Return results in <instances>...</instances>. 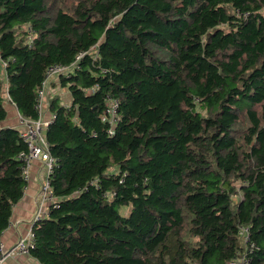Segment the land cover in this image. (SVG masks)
<instances>
[{"label": "trees", "instance_id": "16d2710c", "mask_svg": "<svg viewBox=\"0 0 264 264\" xmlns=\"http://www.w3.org/2000/svg\"><path fill=\"white\" fill-rule=\"evenodd\" d=\"M73 63L71 103L44 98L55 198L28 254L225 264L248 227L264 264V0H0V245L28 183L6 105L38 119L47 69Z\"/></svg>", "mask_w": 264, "mask_h": 264}, {"label": "built area", "instance_id": "2783aa9c", "mask_svg": "<svg viewBox=\"0 0 264 264\" xmlns=\"http://www.w3.org/2000/svg\"><path fill=\"white\" fill-rule=\"evenodd\" d=\"M4 65V62L2 63ZM74 67V63L71 65L54 64L47 69L45 80L42 83V87L38 92V103L35 108L39 112V117L36 120H30L23 118L18 114L19 124L23 127L20 132L21 137L27 143L28 151L22 152L19 158L23 160L25 167V178H28L29 169L34 161H40L43 164L46 172V178L42 181L40 191L38 194L37 208L33 221L38 220L46 215L48 212V205L54 202V194L50 186L49 175L53 171L55 164V157L49 153V144L45 138V131L49 125L50 120L45 118L44 98L46 97L47 83L53 76L61 74H67L71 68ZM108 107L104 112V119L109 120L112 124L115 123L117 116L118 101L109 98ZM239 234L246 244L243 255L233 257L229 262L225 264H249L252 260L250 254L256 248L253 242H250V232L248 227H240ZM34 248V232L30 228L27 234L21 237L15 245L13 252L18 254H28L30 250ZM2 244L0 245V250ZM12 254L9 252L8 254ZM6 256L0 251V262Z\"/></svg>", "mask_w": 264, "mask_h": 264}, {"label": "crops", "instance_id": "0c3cea01", "mask_svg": "<svg viewBox=\"0 0 264 264\" xmlns=\"http://www.w3.org/2000/svg\"><path fill=\"white\" fill-rule=\"evenodd\" d=\"M66 94L69 91L62 87L59 83V77L53 76L47 83L46 97L58 96V94ZM72 97L69 98L68 103H71ZM8 109V117L2 123V126H10L18 128L19 120L17 109L10 105H6ZM50 112H46L45 118L50 120ZM19 124V125H18ZM21 126V125H20ZM23 128V127H21ZM20 130V129H19ZM21 131V130H20ZM46 178V172L43 164L40 161H34L31 164L28 173V183L25 188L22 199L13 207V214L10 219V224L1 236V251L6 255L0 264H38V260L32 256V254H18L13 252L18 240L25 236L30 230L33 222L34 215L36 213L38 194L42 181ZM12 252V254H8Z\"/></svg>", "mask_w": 264, "mask_h": 264}, {"label": "rangeland", "instance_id": "374dc122", "mask_svg": "<svg viewBox=\"0 0 264 264\" xmlns=\"http://www.w3.org/2000/svg\"><path fill=\"white\" fill-rule=\"evenodd\" d=\"M58 96L60 97V102L61 103H68L69 102V98L71 97L70 93L66 94V92H64V94L63 93L62 94H58ZM21 127L22 126H20V125L18 126V128L22 131L23 128H21Z\"/></svg>", "mask_w": 264, "mask_h": 264}]
</instances>
